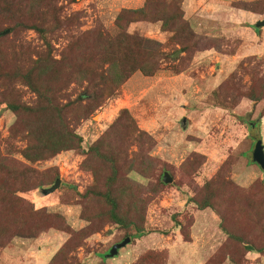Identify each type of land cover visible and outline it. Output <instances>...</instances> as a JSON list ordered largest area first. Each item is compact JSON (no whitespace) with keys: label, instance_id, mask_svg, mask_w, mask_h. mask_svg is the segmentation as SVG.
I'll use <instances>...</instances> for the list:
<instances>
[{"label":"rangeland","instance_id":"rangeland-1","mask_svg":"<svg viewBox=\"0 0 264 264\" xmlns=\"http://www.w3.org/2000/svg\"><path fill=\"white\" fill-rule=\"evenodd\" d=\"M17 1L21 4L9 18L27 26L11 31V22L0 25V64L12 72L31 67L39 55L57 62L66 56L74 72H65L51 88L57 102L66 106L67 125L81 140L72 148L30 162L21 153L28 140L21 138L22 132L12 131L18 116L7 108L2 93L10 87L22 102L30 105L36 103L37 94L19 78L7 79L11 81L0 85V176L4 175L1 167H6L8 157L33 167L37 171L35 178L45 184L56 174L61 179L53 193L46 195L41 189L54 183L23 195L24 200L34 201L36 208L45 209L49 220L39 223L45 232L38 236L12 234L0 247V264H264V171L253 160L256 142L264 143V98L254 102L242 95L252 76L257 84H264V37L258 43L253 37L251 41V35L246 33L251 30L236 24L243 19L238 15L230 17L219 0L198 2L201 12L206 11L210 17L205 22L207 27L203 25L208 32H194L192 39L189 31L187 42L193 48L188 54L181 50L182 37L179 42L173 32L162 31L160 24L132 23L124 30L142 38L141 47L158 62V68L152 75L135 70L114 95L99 103L94 99L81 102L77 101L79 94L88 90L90 96H95L94 87L101 81L95 76L81 81L78 78L73 58L79 49L84 66L87 53L94 57L91 66L97 69L100 65V53L82 36L100 29L107 37H117L123 31L116 22L120 10L140 7L145 0ZM157 1L165 8L184 9L183 0ZM235 1L238 0H230L232 5ZM247 1L246 6L264 9V2H257L260 0ZM259 17L264 19V12ZM226 18L231 21L221 24ZM195 21L194 28L200 29L202 24L197 18ZM257 21L252 34L257 31ZM32 24L45 28V37ZM214 32L229 38L205 36ZM73 43L74 47L69 48ZM203 47H214L213 54L194 55ZM241 48L247 53L256 50L263 54L245 61L251 56L247 55L231 64L216 58L217 50L230 53ZM107 66L106 63L103 67ZM89 105L93 109L86 112ZM122 109L129 113H121ZM119 118L132 123L119 127ZM142 131L144 134L138 137ZM94 145L100 147L99 153ZM111 151L120 156L115 168L109 160ZM165 172L170 173L173 182L164 181ZM217 175H222L227 189L241 198L235 207L220 206L230 213L226 221L216 209H199L191 201L193 197L199 199L205 183ZM108 177H113L110 182L122 195V209L136 203L137 197L144 207L148 200L145 234L138 235L136 230L108 221ZM86 194H95L88 200L95 204L83 210V204L88 205ZM0 196L7 197L6 191L0 190ZM4 204L8 200L1 198L0 231L6 227L15 229L22 220L21 214L9 204L10 215L8 211L4 215ZM102 211L104 226L89 236L90 228L101 215L92 219L89 214ZM61 221L63 224L57 227ZM222 222L234 236L222 229ZM65 224L83 238L70 243L71 233L62 230ZM182 230L189 233L188 240ZM127 236L131 241L115 257H107L113 244ZM65 244L66 250L53 260Z\"/></svg>","mask_w":264,"mask_h":264},{"label":"trees","instance_id":"trees-1","mask_svg":"<svg viewBox=\"0 0 264 264\" xmlns=\"http://www.w3.org/2000/svg\"><path fill=\"white\" fill-rule=\"evenodd\" d=\"M235 2L236 3L232 6L239 7L244 10H250L258 14H262L264 12V9L256 10V8L246 6V2H249L247 0H239ZM257 2L262 3L264 0ZM20 4L21 2L17 0H0V25L5 22L10 24L11 22L12 24L9 26L11 31L20 26H25L21 23V21H13L14 19L11 20V18H9L10 15L16 13L15 7L20 6ZM140 21L160 24L162 31L173 32V38L179 42L180 37H182L183 43H181V50L186 54H188V51L193 48L192 45L187 42V39L189 37V31L192 33V39L195 31L191 28L188 19H186L185 11L182 6L179 7L178 10H174L170 6L167 8L162 7V4H160L157 0H145L144 4L140 7H124L120 10L116 18L117 25L121 28V30H123L117 37H107L100 31V29L94 30L93 33L90 31L86 32L84 33L85 35L82 36L85 40L91 42V47L94 51L100 53V65L97 69L91 66L90 60L94 57L91 53H87V66H84L82 64L83 56L80 52L81 49H79L76 56L73 58V63L75 64L77 73H79L78 78L81 81L86 78H90L91 76H95L101 81H99L94 87L95 96H90L89 94L91 92L87 90V93L79 94V99L77 101L83 102V100L94 99L97 103H99L104 97L114 95L116 89L124 83L135 70H140L145 75H152L155 72L158 68V62L141 47L143 44L142 38L131 33H127L126 30H124L125 28H129L132 23L134 24ZM31 26H33V28L36 27L37 30L41 32L42 36L45 37V28L40 26L38 27L37 24H32ZM262 28L263 27L256 26L255 29L259 31ZM73 47L74 43L71 44L69 48L72 49ZM211 48L214 47H203L199 50H208ZM2 50L3 48L0 46V57ZM235 50L236 49L231 51L230 54L235 53ZM194 51L195 50L193 49L192 54ZM245 58L246 61L248 59L255 60L260 57H257V55H251ZM56 62L57 60H50L44 55H39L38 59H34L31 67H19L12 72L5 70V67L2 68L0 64V85L7 81H11L7 79L19 78L37 94L36 103L30 105L22 102L21 98L15 95L14 91H12L10 87L2 93V95H5L3 102L6 103L7 108L16 112L18 116V120L12 127V131L15 133L22 132L20 133L22 134L21 138L28 140L27 147L22 149L21 153L30 162L43 160L62 150L72 148L76 142L81 140V137H79L69 127V125H67V122L69 124V121L65 115L66 106L60 105L57 102L53 93V88H51V86L55 85L54 82L61 78L65 72H74V67L70 65L71 62H67L66 56H64V60ZM106 63L108 66L107 68H104L103 66ZM251 81L252 82L247 89L242 91V95L254 102L261 101L264 98V84H257L256 78L253 76L251 77ZM222 88L223 87L221 86L220 89ZM217 94H219V92ZM90 106L91 105L86 107V112L93 109ZM121 113L129 112L128 109H122ZM117 121L118 123L116 125L119 127L122 125L127 126L132 123L130 119L119 118ZM23 126L24 129L22 128ZM131 129L133 130L132 125ZM23 131L25 132V135L23 134ZM143 134L144 133L142 131L138 137ZM138 137L137 140H139ZM93 148H95L97 153L100 152V147H96V145H94ZM100 155L102 157H106V155L102 153ZM109 160L115 168L118 160L120 161L119 152L115 153L114 151H111L109 153ZM5 161H7V163H5L6 167H3V165L1 167L4 175L3 177L0 176V190H5L7 197L0 196V199L2 198L8 200V204H4V210L1 212L5 215V212L8 211L10 215L11 208L9 207V204H13L17 208L16 212L21 214L22 220L15 229L6 227L0 231V247H4L6 245V242H8V239L12 234L38 236V234L45 232L43 231L45 229L41 228L39 223H47L49 220V217H47L48 213H46L43 208H36L34 201L24 200L23 195L28 194L31 190L41 188L45 185H51L59 177V174L51 176L45 184L35 178L34 174L37 173V171L33 167L26 164L21 165V163L17 160L8 157L5 158ZM106 180L107 182H110V180H113V177H108ZM109 187L110 188L106 192V199L109 205L108 221L112 220L113 223L127 230H136L138 235L145 234V210L148 200H144L146 201L144 207L142 203H138L137 200H140V197H137L136 203L133 202L129 205V207L127 206V209H122V195L115 191L114 183L110 182ZM244 192L247 195L248 191L244 190ZM94 195L95 194L85 195L88 205L83 204V210H85L89 205L95 204L94 200L88 201L93 198ZM240 199L241 198L239 196L234 195L232 191L227 189L222 175H217L216 178L210 179L207 183H205L204 189L201 191V197H199V199L193 197L191 201H194L198 205L199 209H216L221 219L226 221L230 213L222 210L220 206L222 204H227L235 207ZM104 212L102 211L100 213H95V215H89L92 219H94ZM81 214L82 216H86L84 212ZM102 214L94 221L95 226L90 228L89 236L104 226L105 218L104 221L100 218ZM29 218H38L39 221L29 222ZM61 224H63L62 221L57 227ZM221 227L229 235L234 236L232 232L227 229L224 222H222ZM64 229L67 233H71L70 236H72V238L69 239L70 243L74 241L75 238L80 240L83 238L82 234L74 232L66 224L62 227V230ZM182 234L185 240L189 239L188 232L182 230ZM5 238H7L6 241H4ZM66 247L67 245L65 244L55 254L53 260L60 256L66 250ZM257 251L260 252L261 249H257Z\"/></svg>","mask_w":264,"mask_h":264},{"label":"crops","instance_id":"crops-1","mask_svg":"<svg viewBox=\"0 0 264 264\" xmlns=\"http://www.w3.org/2000/svg\"><path fill=\"white\" fill-rule=\"evenodd\" d=\"M201 0H183V4H184V11H185V17L186 19H188V21L190 22L193 30L195 31V33L197 34H201V33H205V32H208L207 29H203V25L205 24V22L207 20H209L208 18H210L206 11H203L201 12V9L197 6L198 2H200ZM220 4H222L223 6H225L224 9H226L227 11V14L230 15V17L232 15H238L239 16V19L240 20H244V19H247L246 22H240V23H236V24H240V27L241 28H244V29H250V33L248 31H246V33L250 34L251 35V41H253V38L255 39L256 43H258L259 40L263 39L264 37V28L260 29L258 32L257 31H254V34H252L253 30H254V27H253V24L254 22L258 19L260 20V17H259V14L256 13V12H253V11H250V10H244L242 8H239V7H235V6H232L230 0H219ZM239 1V0H238ZM186 5V7H185ZM234 8H237L238 9V12L236 11H233L235 10ZM192 11H191V10ZM232 9V10H231ZM191 12V17L188 16V12ZM212 11V10H211ZM224 16V15H223ZM196 18H197V21H199L200 23L198 24H202L200 29L198 28H194V22L196 23ZM202 18V19H201ZM223 20V19H222ZM231 20L229 18H226L223 22L224 23H221V24H227V22H230ZM204 22V23H203ZM214 21H210V23H212ZM207 27L206 24L204 25V28ZM228 30H226L227 32ZM256 32V33H255ZM215 33H220V32H214V34L211 35H205V36H208V37H213L216 36V37H219V35L221 36H227L226 34H217L215 35ZM253 37V38H252ZM226 38H229L228 36ZM256 45L255 44V48H256ZM264 45V43H263ZM212 49H208V50H201V51H198L197 53H195L194 55L197 54L198 55H205V56H208V55H212L213 52H212ZM256 51V50H255ZM255 51H252V52H244V49H238V50H235V53L233 54H230V53H223L222 51H219L217 50V55H216V58L223 62V63H237V61L239 60V58L241 57H245L247 55H262L263 52L260 51V53H257ZM262 52V53H261Z\"/></svg>","mask_w":264,"mask_h":264},{"label":"water","instance_id":"water-1","mask_svg":"<svg viewBox=\"0 0 264 264\" xmlns=\"http://www.w3.org/2000/svg\"><path fill=\"white\" fill-rule=\"evenodd\" d=\"M257 27H264V19H260L256 23ZM8 31H5L4 33H7ZM178 52H181L179 50ZM253 160L261 166V168L264 171V143L262 140H258L255 144L254 150H253ZM164 181L165 182H173V177L170 175L169 172L164 173ZM61 185V179L58 177L54 184L50 187L42 188L41 192L43 194H50L53 193L59 186ZM131 241V237L127 236L125 239H123L121 242L113 244L110 251L106 254L107 257H115L119 249L126 246Z\"/></svg>","mask_w":264,"mask_h":264}]
</instances>
